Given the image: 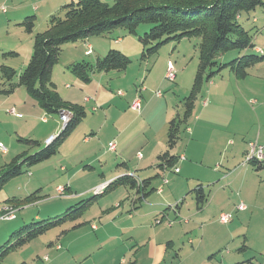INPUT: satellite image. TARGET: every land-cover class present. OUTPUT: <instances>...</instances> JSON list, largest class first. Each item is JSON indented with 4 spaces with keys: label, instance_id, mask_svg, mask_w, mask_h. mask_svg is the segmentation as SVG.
Segmentation results:
<instances>
[{
    "label": "rangeland",
    "instance_id": "374dc122",
    "mask_svg": "<svg viewBox=\"0 0 264 264\" xmlns=\"http://www.w3.org/2000/svg\"><path fill=\"white\" fill-rule=\"evenodd\" d=\"M56 1L0 0V66L12 68L17 75L21 72L27 64L32 47V35L25 32L21 22L26 16H34V33L42 32L47 25L46 19L50 16L48 8L52 7ZM103 1L108 4L113 3V0ZM262 2L264 3V0ZM2 8L5 9V13H2ZM58 11L53 14H57ZM27 12H31V14L24 15ZM243 18L240 22L250 26L254 45L264 50V6L256 8L248 19L243 20ZM253 18L258 20V23L252 24ZM144 27L147 25H139L135 34H126L117 30L104 36V39L113 47L112 49L118 51L119 45L114 44L115 40L118 38L124 40L123 50H126L125 56L129 59V63L123 72L110 71L101 74L102 76L99 72L90 74L87 82L79 79L67 63L74 60L73 58L76 56L80 61L78 63L92 64L95 61V55L82 56L84 49L80 41L76 45L74 44L75 46L72 45L73 43L65 45L64 50L66 47L68 48L63 55H60L59 60L54 65L51 82H54L57 92L61 95L71 91L76 93L74 89L80 90L86 87L85 92L77 96H80V99L84 97L94 98L96 102L94 104L92 99L91 107L96 108L100 115H104L103 118H100L101 120L88 119L75 125L70 131L71 138L67 142L68 150L72 152L73 158H76L75 162L95 155V163L83 162L79 174L70 184L68 181H64L67 173L59 171L60 165H63L61 161L64 159L58 154L45 164L36 166L35 169L39 172L33 173L35 170L30 168L29 173L34 174L33 178L36 181L39 179V186H35L28 193L23 189L28 174H23L2 186L0 188V202L8 201L7 203L2 202V204L6 208L8 207L9 212L13 213L15 217L17 216V219L13 222L0 220V246L11 237L22 222H29L34 215L40 220H46L62 214L66 208L77 204L80 200L91 198L90 196L87 198L76 197L78 199L70 205H62L60 199L69 193L65 191L66 184L67 189L73 188L78 183H75L76 181L86 178L96 179L102 172L107 176H116L117 170L124 169L122 161H125V165H128L129 168H134L136 164L143 163V161L140 162L141 155L147 158L145 164L149 165L150 161L154 162L155 156L150 157L147 149L144 152V146L148 145L147 139L152 137L154 142H159V144L161 142L164 146L166 144L165 125L160 127V123L163 121L160 118L157 120L155 118L157 109L153 107L145 118L140 117L141 114L138 117L133 113H128L125 116L118 114L124 99L115 98L116 92L133 98L134 90L142 89L141 87H145L152 93L155 90L160 91L162 100H167L170 105V117L166 124L171 119L182 121L179 135L183 133V121L186 118L181 102L188 96L194 81L198 64V40L191 38L181 40L178 43H166L145 59L142 58L143 46L139 42V36L144 34ZM91 38L93 36L88 39ZM234 53L235 51H230L226 55H233ZM168 61L173 64L176 70L175 81L173 82L166 80L164 75ZM145 76H148V82L144 83ZM1 82L0 79V85ZM13 82H17V77H14ZM240 83H245L250 87H243L242 90L236 86V92L233 93L231 103L238 109L245 102L247 103V100L251 102L257 100L258 103L255 105L250 104L251 114L247 120L250 118L252 120L259 119L261 113L256 109L259 104L264 103V87H262V85L264 86V62L248 69V76L244 80H240ZM105 84L108 86L106 87ZM66 85L71 89H66ZM21 91L19 94L24 96L25 90ZM137 92L133 100L138 97H142L143 100V93L139 96V91ZM17 97L20 98L18 94ZM32 103L34 102L31 104L30 102H19L18 108L14 109V112L20 114V117L23 116L22 119L8 117L3 111L0 113V143L7 149L6 155L0 152V170L8 166L15 157L17 146L20 145L18 143H21L20 140H34L31 136L39 134L43 125L41 119L44 118V115L47 120L56 118L55 114H44L45 111L35 103V107H32ZM86 107L87 117L97 114L92 113L91 109ZM27 115L33 116L32 119H27ZM121 116L123 119H120ZM244 116L248 117L247 115ZM262 119L264 120V116ZM252 134L244 133L241 135L238 133L236 135V141L244 142L241 143L242 148L237 147L238 150L235 151L233 159L226 158L223 163H219V171L229 172L231 166L249 165L243 163L246 158V143L255 141ZM51 136L45 139L44 143ZM85 137L93 139V141L86 145L83 143ZM179 140H181L180 144L177 145ZM179 140L171 151H177L176 146L181 147V136ZM110 141L119 146L111 153L107 151ZM38 143L40 147H43L41 141ZM236 145L237 142L234 146ZM23 147L28 149L25 145ZM87 147L91 149L83 150ZM35 150L36 148L30 153ZM118 154H123L125 159L121 161ZM179 167L181 173L178 175H175L171 169H167L166 178L169 183L166 187L171 188L173 183L180 182L182 187L179 188L182 196L175 204L166 206L164 212L157 217L146 215L133 216L128 219L127 213L130 207L125 211L130 201L128 192L122 185L112 182L114 185L111 188L113 189L106 190L104 195L102 194L107 186L103 187L104 189L101 191H95L94 195L98 196V199L96 198L95 203L88 209L84 219L68 222L62 227L51 229L24 247L10 252L0 264H161L163 260L167 261L168 264H203L207 262H212V264L218 262L220 264H247V261H251L253 264H264V176H262L264 170L257 173L253 170L241 173L236 182L223 188L220 181H215L205 190L206 194L209 193V198L206 202L207 205L205 204L203 207L204 213L198 214L200 212L195 207L194 188L197 185V183L195 184L197 179L195 177L199 174L200 169L186 163L180 164ZM243 169L239 170L243 171ZM22 171H26V168L24 167ZM186 176L189 178L187 182L184 180ZM260 176L261 180L259 179ZM40 184L50 188L46 197L40 196L39 192L36 193V188L40 187ZM59 185L61 187L56 188L53 193V189ZM176 193V190L170 192L172 199ZM239 202H242L246 207L245 211L235 212L232 210ZM27 209H29L28 212ZM103 213H107V217L103 216L104 219L101 222L99 219ZM222 213L231 216V221L226 225L219 222ZM83 222L88 227L91 225L98 226L100 231L92 232L90 228H87L74 244L66 245L69 240L68 236L74 235V231L78 229L76 227L77 229L74 230L73 226ZM104 223L110 224L102 227ZM172 227L178 230L172 231ZM189 228H192L191 232L188 231ZM63 230H68L69 233L61 242ZM171 235L182 239L174 245L171 242H165V240H169ZM162 239L163 243L158 245ZM49 245L52 246V249ZM56 246H60L59 252L56 250ZM154 248H158V250H152ZM210 249L218 251L209 258ZM176 250L180 253V260L174 259ZM46 256H48V262H40ZM211 258L213 259L211 260Z\"/></svg>",
    "mask_w": 264,
    "mask_h": 264
},
{
    "label": "trees",
    "instance_id": "16d2710c",
    "mask_svg": "<svg viewBox=\"0 0 264 264\" xmlns=\"http://www.w3.org/2000/svg\"><path fill=\"white\" fill-rule=\"evenodd\" d=\"M259 6H264L262 0H113L112 4L101 0H77L61 6L57 14L50 15L45 30L37 33H34V16H26L21 26L25 32L32 35L30 57L18 75L12 68L0 66V94L8 95L22 87L47 114L59 115L61 111H67L71 114V119L48 145L40 147L35 140H20L28 149L14 157L4 168L0 174V188L7 182L29 173L30 168L42 165L57 156L61 143L85 117L83 108L64 101L51 82L52 69L65 44L84 42L89 37L107 35L117 30L135 34L138 26L145 24L147 27H144V34L139 36V42L143 46L142 58L146 59L166 43L196 38V73L188 96L181 102L185 111V126L205 83L225 69L232 72L236 79H245L248 69L264 62L263 52L260 50L259 54H256L253 51L255 45L250 26L240 22L242 17L243 20L248 19ZM230 51H235L232 57L226 55ZM128 63L129 59L123 53L110 49L104 57L94 63H75L71 65V70L79 79L87 82L90 74L95 72H123ZM14 77H17V82H13ZM181 123L182 121L175 119L168 123L167 150L157 156L160 168L176 167L177 158L171 155L170 151L180 138ZM34 148L36 150L30 153ZM249 164L256 170L262 169V162L251 161ZM24 167L26 171H22ZM129 176L120 177L115 183L133 192V203L146 199L153 192L152 188H148L149 179L137 183L132 180V175ZM113 183H110L106 190L111 189ZM194 196L196 210L201 211L208 200V194L198 185L194 189ZM90 197L69 206L56 217L46 220L32 218L29 222H22L0 246V263L10 252L24 247L51 229L84 219L97 198L95 195ZM2 202L8 201L0 203ZM83 223H78L73 228ZM63 233L65 230L61 232ZM175 256L177 257V254ZM247 264L253 263L247 261Z\"/></svg>",
    "mask_w": 264,
    "mask_h": 264
},
{
    "label": "crops",
    "instance_id": "0c3cea01",
    "mask_svg": "<svg viewBox=\"0 0 264 264\" xmlns=\"http://www.w3.org/2000/svg\"><path fill=\"white\" fill-rule=\"evenodd\" d=\"M72 1H76V0H57L52 7L48 8L49 15H52L54 12L56 13L63 4H66V3H69ZM27 14H31V12H27L24 15H27ZM46 21H47V19H46ZM251 23L256 24V23H258V20L253 18L251 20ZM104 36H106V35L94 36L93 38L87 39L86 41L82 42V48L84 49L82 56H90V55L94 54L95 55V61L99 58L104 57L106 55V53L110 49L113 48L104 39ZM76 43L77 42L73 43L72 45H74V44L76 45ZM123 43H124V40L122 41L121 38H118L114 42L115 45L116 44L119 45V51L125 55L126 50H123L124 49ZM65 45H68V43ZM65 45L63 46V51H62L61 55H63L64 52H66V50L68 48V47H66V49L64 50ZM121 45H123V46H121ZM254 47L255 48L253 51L256 54H259L258 50H261L263 52L262 54L264 55V50H262L261 48H258L256 46H254ZM87 48L91 49V53L89 55L85 54V51L87 50ZM232 56L233 55H229V57H232ZM77 58L78 57L74 56V58H73L74 60H72V61L69 60L70 62L67 63V65L71 66L75 63L80 62V61H78ZM225 58L227 59L226 56H225ZM251 68H253V67H251ZM99 74H100V76H102L101 74H106V73L105 72H99ZM101 79H102V77H101ZM147 79H148V76H145L144 83L146 81L148 82ZM174 81H175V79H174ZM241 84H244V85H241ZM105 86L107 87L108 84H105ZM236 86L241 88L242 90H243V87H245V88L250 87V85H247V84L245 85V83H240V80L236 79L234 74L232 72H230L229 70H226V69L223 70L219 75H216L210 82L205 83L201 89L200 94L198 95V97L194 103L191 115L189 116L185 126H183L184 131L180 135L182 138V145H181V147L176 146L178 153H177V151H174V152L171 151L170 152L171 155H173L177 158L176 167H178L179 173H177L175 175H178L181 173V170L179 167L180 164L186 163V164H191L192 166L199 167L200 172L195 177V178H197L195 180V184L197 183L196 187L198 185L202 186L204 191L206 189H208V186L213 184L215 181H220L222 183V188H223L228 184H232V183L236 182L238 180V178L241 176V173L250 172V170H253L254 172L257 173L258 171L264 170V160L262 162V169L261 170H256V168L251 164L231 166L232 168L229 169V172L228 171H225V172L219 171V169H218L220 167L218 164L223 163V161L226 158H230V160L234 158L233 155L235 154V151L237 152V150H238L237 147L242 148L241 143H244V142L241 141V143H240V140L236 141V135L238 133L241 135H243L244 133H253L252 136L255 138V141H251V142L249 141L248 143H246L245 155H246L249 143H256L257 145L264 146V120L262 119V117L264 116V103L259 104V107L256 109V110H259V112L261 113V117L259 119L257 118L256 120H252L251 118H250V120H247V119H249V115L251 114V111L249 110V107H251L250 104L255 105L256 103H258V101L254 100L251 102V101L247 100V103L245 102L243 104V106L236 109L234 107V105L231 103L233 93L236 92ZM262 87H264V86L262 85ZM21 88L22 87L15 89L14 92H12L11 94H8V95L0 94V113L3 111V113H5L8 117H13L15 119H22L23 118L22 115L20 117L19 116L20 114H18L16 112H15V114L17 116L11 115L9 113V111L11 109L14 110V109L18 108L19 102H22V103L30 102V104H31V102L35 103V101L33 99H31V100L29 99L30 97H28L29 95L26 94L27 93L26 91H25L26 93H24V96H21V93L19 94V92H22L21 90H25L24 88L23 89H21ZM65 88L69 89V90L71 89V88H69L68 85H66ZM85 88L84 89L81 88L80 90L74 89V91L76 93L71 91V92H66L63 95H61L60 93H58V94L60 95V97L64 101L69 102L70 104H74V105L82 107L84 112H85V106H87L91 109L92 113L93 112H95V114L97 113L96 115H91L90 117H87V113L85 112V117L83 118V120L80 121V123L83 121H86L88 119L101 120L100 118H103L104 115L103 114L100 115V113L98 111H96V108L91 107L92 106L91 105L92 99L94 101V104L96 102L95 99L94 98L91 99L89 97H84V98L80 99V96H77V95H80L81 93L85 92ZM141 88L142 89L137 90V91H139V96L141 93H143V100L141 97V100H142L141 111L139 113H136V112L134 113V111H132L130 109V104L133 102V99L135 98V96L138 93L136 91V89L133 92V98L131 96L128 97V95L126 96L124 94L122 96H118L117 92H116L115 98H117V99L123 98L124 99L122 105H120V107H119L118 114L120 113L121 115L125 116L128 113H133V115H135L136 117L140 116V114H141L140 117L145 118V117H147L146 115L151 112V109L153 107H155L157 109V111L155 113V118H156V120L158 118H160L163 121L160 123V127H163V125H165L164 130H165L166 135H167L168 124H166V122L168 121V119L170 117V114H169L170 105L168 104V101L162 100V95L160 97L156 96L155 95L156 90L152 93V92L148 91L145 87H141ZM17 94L19 95L20 98L17 97ZM34 103H32V107H35ZM246 111H248V112H246ZM44 114H47V113L45 112ZM244 115H247L248 117H246ZM32 117L33 116L27 115V119H32ZM120 119H123L122 116L120 117ZM41 123L43 125L41 126V128L39 130L40 131L39 134L37 136H31V137H32V139H34L37 142L41 141L42 145H44L45 139H47L49 136L58 135V133L61 130L62 125H61L58 114H56V118L54 117V118H51L49 120H47L45 115H44V118L41 119ZM70 133L68 134V136L64 139V141L59 146L58 154H60L62 156V158L64 159V161H61V162H63V165H60L59 171L61 173H67L64 181L65 182L68 181L70 184H72L74 179L76 178V175L79 174V172H80L81 164L83 162L87 163V164L88 163H95V161H94L95 155L90 156L88 159H81L78 162H75L76 158H73V154H72V152H70L68 150L69 147L67 145L68 140H70V138H71ZM117 137H119V136H117ZM166 139H167V136H166ZM92 141H93V139H88L87 137H85L83 139V143H86V145H88ZM147 141H148V145L144 146V152L147 149V151H149L148 155L150 157L155 156L154 162H151V161L149 162L150 164L151 163H153V164H151V165L145 164L147 158L142 157L143 155H141V161L140 162L143 161V163L136 164V166H134V168H129L128 165H125V161H122L125 159L123 154H118V158L122 161L124 169L117 170L118 174L116 176H110V175L107 176L104 172H102L99 176H97L96 179H88V178L80 179V180L75 182V183H77V182L78 183L73 188L69 187L67 189V184H66V187H64V188H66L65 191L67 193L68 192L69 193L64 198L62 197L60 199L61 202L63 203L62 205H64V206L70 205L72 202H74L78 199L76 197H79V198H85L86 197L87 198L91 195H94V193L97 189H100V191H101L102 189H104L103 187L108 186L112 182L115 183L116 180H114V179L116 177H118V178L123 177V176L130 177L129 175H132L133 176V177H131L132 180H134L137 183L139 181L141 182L143 180L149 179V187L148 188L149 189L152 188L153 192L146 199L133 203L132 202L133 192L127 191L128 196L130 198L129 206L125 209V211H126L130 207V209L128 210L129 214L127 213L128 219L132 218L133 216L141 217V216H146V215L147 216H150V215L153 216L154 215V218H155L160 213L164 212V208L166 206H171V205L175 204L176 202H178L179 197L182 196V192L179 188V187H182L181 183L177 181V182L172 184L171 188L166 187L169 182H167V184H163L162 179L164 177L166 178L167 169H163L162 167L160 168L158 166L159 163L157 160V156L167 150V144H165V146H164L163 143H161V142H160V144H159V142L156 143L153 141L152 137H150V139H147ZM180 141L181 140H179L177 145L180 144ZM111 142L112 141H110L109 143H111ZM236 142H237V145L234 146L236 144ZM113 143H115V142H113ZM18 144H20V145L17 146L15 157L17 155H19L20 153L24 152L26 149L25 147H23L22 143H18ZM65 146H66V148H65ZM117 148H119V146L115 145L114 150H116ZM89 149H91V148L87 147L83 150H89ZM31 151H33V149ZM31 151H29V152H31ZM108 152L111 153L112 151H108ZM137 153H139V152H137ZM1 154L6 155L7 152L1 153ZM149 156H148V158H149ZM181 156L184 158V160H182V161L179 160V157H181ZM65 162H66V164H65ZM35 168L36 167L33 168V170H35L33 173L39 172ZM241 168H244L243 171L239 170ZM3 170H4L3 168L0 170V174L3 172ZM27 174L26 175L28 176V179H27V182L24 183L23 189L25 190V192L28 193V191H30L35 186H39V179H38V181H36V179L33 178L34 174H32V173H27ZM262 176H264V173H262ZM259 179L260 180L262 179L261 176ZM184 180H186V182H187L189 180V178H187V176H186V178H184ZM113 185H111V186H113ZM44 187L45 186H41V184H40V187L36 188L37 189L36 193L39 192L40 196L46 197V195L49 193L50 188L48 189L47 187H45V188ZM60 187H61L60 185L56 186L53 189V193L56 190V188H60ZM111 189H113V188H111ZM158 189H161V193L157 192ZM174 190H176L177 193H176V195L173 196V199H172V195L170 194V192H172ZM105 191H106V189L104 190V193L102 195L105 194ZM26 197H28V196H26ZM208 198H209V193H208ZM97 199H98V196H97ZM173 201H175V202L172 203ZM239 203H242V202H239ZM3 205L4 204L0 203V208ZM206 205H207V203H206ZM237 205L235 206V209L234 208L232 209V210H235V212L237 211L236 210ZM203 210L204 209L199 211L200 213H198V214L204 213ZM26 211L28 212L29 209H27ZM237 212H242V211H237ZM118 215H116V217H118ZM103 216L107 217V213L102 214V216L99 219L101 222H103V219H104ZM37 218L38 217L36 215L33 216V219L37 220ZM121 218H124V217L121 216ZM16 219H17V216H16ZM16 219H14L12 221H5V222H13ZM109 224L110 223H104L102 225V227L108 226ZM174 227L171 228L172 231H174V230L177 231L178 229L174 228ZM77 228H73L74 230L75 229H77V230L74 231V235H72V236H68L67 234L69 233V231L65 230V233L62 234L63 237L61 239V242H63L65 240V238L68 236L69 240L66 243V245L74 244L85 233V229H87V228H90V231H92V232L100 231V228L98 226L91 225L90 227H88L87 225H85V222ZM191 230H192V228L188 229L189 232H191ZM196 238H197V236H196ZM181 239L171 235L169 240H165V242H171L172 245H174V243L179 242ZM162 243H163V239L158 242V245H161ZM51 245H49L50 249H52ZM152 250L157 251L158 248H154ZM57 251L59 252V250H57ZM216 251H218V250L210 249L209 254H208L209 258L213 257V255L216 253ZM176 254H177V257L174 256L175 257L174 259L180 260V253H178L177 250H176ZM212 259L213 258H211V260ZM121 263H122V259H121ZM161 264H168V263H167V261L163 260ZM203 264H212V262L211 263L207 262V263H203ZM217 264H220V262H218Z\"/></svg>",
    "mask_w": 264,
    "mask_h": 264
},
{
    "label": "built area",
    "instance_id": "2783aa9c",
    "mask_svg": "<svg viewBox=\"0 0 264 264\" xmlns=\"http://www.w3.org/2000/svg\"><path fill=\"white\" fill-rule=\"evenodd\" d=\"M3 13L5 12V9L2 8L1 10ZM260 51V50H258ZM91 53V50L88 49L87 52H86V55H89ZM165 79L170 81V82H173L174 79H175V76H176V70L173 66V64L168 61L167 62V68H166V71H165ZM117 95L118 96H122L123 93L121 92H117ZM155 95L160 97L161 96V92L160 91H156L155 92ZM130 109L136 113H139L141 111V98L138 97L136 98L135 100H133V102L130 104ZM9 113L11 115H14V116H17L14 112L13 109H11L9 111ZM59 119H60V122H61V125H62V129L66 126V124L70 121L71 119V114L67 111H61L59 113ZM56 135H52L46 142L45 144H50L51 142H53V140L55 139ZM115 149V144L114 143H109L108 146H107V150L108 151H114ZM0 152L1 153H6L7 152V149L0 143ZM179 160L182 161L184 160V158L181 156L179 157ZM264 160V146H261V145H257L256 143H249L248 144V149H247V152H246V158H245V161L243 164H249L251 161H256V162H263ZM172 172L174 174H177L179 173V169L178 167H174L173 169H171ZM163 181V184H167V178H163L162 179ZM100 191V189H97L96 192ZM158 193H161V189H158L157 190ZM237 211H245L246 210V207L240 203L237 205L236 207ZM15 219V215H13V213H10L9 212V209L8 207L6 208L5 205H3L1 208H0V220L1 221H12ZM231 221V216L229 214H226V213H222L220 214V217H219V222L223 225H226L228 224L229 222ZM172 225V224H171ZM60 246H56V250H60ZM40 262H48V256L44 257Z\"/></svg>",
    "mask_w": 264,
    "mask_h": 264
}]
</instances>
